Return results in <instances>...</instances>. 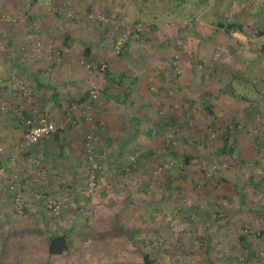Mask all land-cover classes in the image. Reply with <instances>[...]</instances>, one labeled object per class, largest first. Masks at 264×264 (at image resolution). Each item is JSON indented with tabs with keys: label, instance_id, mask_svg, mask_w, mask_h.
I'll use <instances>...</instances> for the list:
<instances>
[{
	"label": "rangeland",
	"instance_id": "rangeland-1",
	"mask_svg": "<svg viewBox=\"0 0 264 264\" xmlns=\"http://www.w3.org/2000/svg\"><path fill=\"white\" fill-rule=\"evenodd\" d=\"M178 1L0 0V42L7 33L27 40L20 52L29 72L55 76L54 65L71 64L96 90L90 103L63 100L56 117L33 105L32 117L46 116L54 130L22 148L15 139L14 155L0 142V157L12 160L0 178L21 176L14 193L23 213L27 200L40 201L69 243L58 255L40 252L48 226L45 238L15 243L0 264H144L142 253L148 264H264V0ZM229 20L240 34L225 31ZM133 22L140 37L116 52L114 39ZM94 62L137 76L133 90L115 98L112 82L103 91ZM25 83L9 81L29 95ZM6 110L25 117L1 96L0 117ZM36 145L46 155L33 169ZM223 145L233 151L219 152ZM5 180L0 197L8 191L14 209Z\"/></svg>",
	"mask_w": 264,
	"mask_h": 264
},
{
	"label": "crops",
	"instance_id": "crops-1",
	"mask_svg": "<svg viewBox=\"0 0 264 264\" xmlns=\"http://www.w3.org/2000/svg\"><path fill=\"white\" fill-rule=\"evenodd\" d=\"M238 32L240 34L242 31ZM65 35L66 34H64L63 37ZM66 36L68 37V35ZM3 37L4 43L0 42V47H2L0 51H2L1 54H4V50H6L7 53L3 56H0V97L2 96L4 99L8 100L14 105L19 106L20 109H22L21 113L23 116H25L27 113L32 114V111H34L35 109L38 110L39 108H43L45 110H48L49 114L56 117L58 116L56 108H59L58 106L60 105L62 106L63 100L66 99L67 101L69 98L67 96L69 95L71 97V95L73 96V94L82 93L84 90H86L85 87H87V84L91 82L92 76L90 74L76 71L75 69L72 70L71 67H73L74 65L71 66V64L65 65L64 67H62L63 65L59 64L54 65L53 72L55 71V76H53L51 72L52 70H47L45 72L47 76H45L44 74H37V68L34 70V73L29 72L26 68L27 56L24 53L22 54L20 52V50L28 49L27 47L29 45L27 40L23 39L21 42H19L18 36L8 33L4 34ZM4 45L6 46V48L4 47ZM6 57H8V60L4 61ZM123 73L125 77L129 78L128 84L122 87L114 83L116 86L114 87V89H116L117 93L118 91H126L125 93L127 94L133 90V86L136 83L135 80L137 76L132 75L129 77L126 76V72L123 71ZM14 75H18L19 78L24 77L26 79L25 86H30V84H32V89H30L29 95L28 93L25 94L26 92L24 90H15L14 84L9 85V81H13L15 77ZM5 80L8 81L6 82L7 84H5ZM39 91H41L40 94H38ZM113 92L114 90H112V93ZM33 105L35 106V109L32 108ZM6 111L8 112L5 114V116L0 117V142L6 149H10L9 151L11 152H9V154L14 155L15 152L12 150L11 146L14 144L15 139H18L21 136L23 126L20 122V119L18 117L16 118L15 114H12L11 116V113L9 112L10 110ZM127 138L128 136L122 138L120 143L122 144ZM30 151L36 155L33 156L36 158H42L46 155V151L42 150L41 145L31 147ZM29 152H25L22 155H28ZM15 155L17 156L18 154L16 153ZM7 158L9 159L10 157H8L6 153L4 154V157H0V169L5 166ZM18 158L22 159L19 156ZM20 170L21 169L19 168V170L15 171V173L18 174V171ZM3 193L4 196L0 197V257L2 256L5 258V254L8 255L10 253V251L12 250L11 246L16 245L15 243L21 244V242L23 241L30 242L28 239H31V237L33 239L38 238V236L43 237L48 233H46V229L48 228V226L53 229L58 224L55 223L56 219H46L49 218V216H47L48 214H46V216L44 213L42 214L43 207L40 201L37 202L35 200H27V203H25V207H27L28 212L26 211L27 213H23L20 216L19 214L14 212L13 206L11 207L12 199L10 196H7L8 191L7 193ZM24 198L26 199V197ZM44 220L46 221V223L44 222ZM33 223L35 225L31 226V224ZM34 231L40 233V235H37V233H35ZM42 232H44V235L42 234ZM50 232L51 234L63 233L62 230L55 231L54 229ZM15 236H17L18 238H21L22 236L23 240L20 242L19 240H15L12 242V240L15 239ZM47 238L48 236L44 240L40 239L38 243H36V240H32L31 243H36L35 245L39 246L40 248L39 251L42 249V252H44V250L45 252H47ZM5 244L9 245V248L7 247L6 249H3V245ZM7 259L8 258H6L5 260ZM31 259L33 260L34 258L31 257Z\"/></svg>",
	"mask_w": 264,
	"mask_h": 264
},
{
	"label": "built area",
	"instance_id": "built-area-1",
	"mask_svg": "<svg viewBox=\"0 0 264 264\" xmlns=\"http://www.w3.org/2000/svg\"><path fill=\"white\" fill-rule=\"evenodd\" d=\"M5 15L4 14H0V18ZM8 18V16H6ZM88 17H92L91 14H88V16L86 15V18ZM93 17L97 18L99 20H105V18H103V16L100 14H94L93 13ZM89 19V18H88ZM141 35V24L139 22H133L131 23L130 26H126L125 28H122L119 32L118 35L116 36V38L114 39L113 42V47L114 50L117 52L122 45L130 38V37H135V38H139ZM93 62L91 60H86L84 65L86 67H90L92 66ZM94 65H96L94 63ZM104 63H98L97 64V68L98 70H103L104 69ZM88 93L90 96H95L96 95V90L95 89H89ZM20 122L23 125V129H22V133L20 136V139L17 141V146L22 148L25 145H29V144H33L35 142H37L40 139H43L45 137H47L48 135H50L52 133V131L54 130V123L49 120L48 118H46V116L44 115H39L37 118L32 117V115L30 117H24V118H20ZM3 151V147L0 144V153ZM28 162H30L31 168H36L39 163L38 158L36 157H29L27 159ZM32 164V165H31ZM12 165V160L11 158L9 159V161L7 162V166H11ZM2 180H5L4 178H0V186L2 184ZM21 181V176H17L14 178H9L8 182L5 180V187L10 190L13 194V200L15 202L14 205V211L19 214L22 215L23 214V210H22V198H19L18 193H14V186L16 185V182Z\"/></svg>",
	"mask_w": 264,
	"mask_h": 264
},
{
	"label": "trees",
	"instance_id": "trees-1",
	"mask_svg": "<svg viewBox=\"0 0 264 264\" xmlns=\"http://www.w3.org/2000/svg\"><path fill=\"white\" fill-rule=\"evenodd\" d=\"M177 2H179V1L177 0ZM217 25H218V23H217ZM222 27L225 29V31H228L231 28L234 30L241 31L240 24L235 22V21L229 20V21L222 22ZM64 37L66 38L67 36L65 35ZM89 51H90V46L88 44H84L83 48H82L83 56H87L89 54ZM94 63L98 64V62H94ZM97 64L93 65V68L98 69ZM103 76H104V78H103L104 84H103V88H102L103 91H106L107 88L112 87L111 86L112 82L117 84L118 86H123L122 85V79L124 78L123 71L122 72L119 71L117 73V76H114L113 72H111V69L109 67H106L103 69ZM113 90L116 93V89H113ZM125 92L126 91L121 92V95H125L126 94ZM118 95H119V91H118V94H116V98H118ZM72 100H74L75 102H81V101L86 100L87 103H90L92 101L90 99V95L88 93V90H84L82 93H79L78 96L75 98L69 97L68 103H70ZM205 108L207 109L208 113H211V109L209 108L208 105H205ZM30 116H31V114H29V113H27L25 115V117H30ZM174 122H175V117L171 116L170 123L174 124ZM225 133L227 135V132H225ZM223 139L226 141V136H224ZM231 151H233L232 146H227V145H223L219 150V152H231ZM149 153L150 152L147 151L146 156ZM142 155H144V153H142L141 156ZM181 157H182V162L187 164L190 162V159H191V157H193V155L185 153V154L181 155ZM240 237H242V235ZM68 246H69V243H68L66 234L64 232L58 233V234L48 235V238H47V252L48 253H50V254L64 253L68 249ZM142 260H143L144 264H148L150 261L148 259V256L146 253H142Z\"/></svg>",
	"mask_w": 264,
	"mask_h": 264
}]
</instances>
